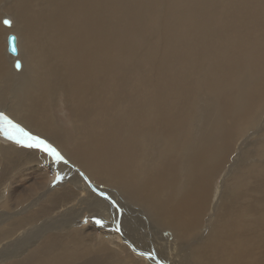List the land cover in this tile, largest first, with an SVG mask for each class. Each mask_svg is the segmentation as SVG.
<instances>
[{"label": "bare ground", "instance_id": "6f19581e", "mask_svg": "<svg viewBox=\"0 0 264 264\" xmlns=\"http://www.w3.org/2000/svg\"><path fill=\"white\" fill-rule=\"evenodd\" d=\"M0 14V112L67 159L21 149L0 118L3 262L264 264V0H0ZM14 167L29 178L16 200Z\"/></svg>", "mask_w": 264, "mask_h": 264}, {"label": "rangeland", "instance_id": "374dc122", "mask_svg": "<svg viewBox=\"0 0 264 264\" xmlns=\"http://www.w3.org/2000/svg\"><path fill=\"white\" fill-rule=\"evenodd\" d=\"M1 15V17H2V14H0ZM15 34V33H14ZM6 39V38H5ZM4 46H5V48H4V50L6 49V43L4 44ZM22 61V60H21ZM126 67H128L127 65H125ZM140 72L141 73H143V70H140ZM142 75H140V77H141ZM139 79V76L137 77V80ZM137 82H139V81H137ZM199 103H201V102H199ZM62 105L60 104H58L57 106H56V108H55V113L57 114H55V116H56V118H57V120H58V122H59V124L62 126V127H64L65 128V130L69 133V132H71V129H70V122H71V115H70V111L68 110V109H66V108H62L61 107ZM2 112H0V114H1ZM65 113H66V115H65ZM69 114V115H68ZM69 117V118H67V117ZM8 120H11V118H9ZM13 121V120H12ZM16 122V121H15ZM21 126H22V124H21ZM23 128H25L24 126H23ZM11 128H9V132L12 134V135H18L19 134V136H17V137H20L21 136V134L18 132V131H16L15 129H11ZM26 129V128H25ZM28 131V130H27ZM14 132V133H13ZM17 132H18V134H17ZM29 132V131H28ZM31 135H33V136H36L35 134H33V133H31V132H29ZM45 140V139H44ZM11 145H13V143H11V142H9ZM48 143H50L52 146H54L56 149H57V147L52 143V142H48ZM21 149H26L27 150V147H25V146H21L20 147ZM59 152H60V150L59 149H57ZM44 153L46 154V156H48L51 160H53V161H55V162H57V163H59L54 157H52V156H50L47 152H45L44 151ZM62 155V154H61ZM63 156V155H62ZM63 158H65L64 156H63ZM66 159V158H65ZM67 160V159H66ZM69 161V160H68ZM70 162V161H69ZM42 166L44 167L45 165L44 164H42ZM18 171V172H21V170H22V168L21 167H14V168H12L10 171H9V178H13V181L12 182H9L10 184L11 183H15V184H12L13 186V188H15L16 190H17V192L15 193L16 195L15 196H17V197H15V200L17 199V198H19L18 196H22L23 195V193L25 192V188L27 189V187H26V185L25 184H28V182H29V178L28 177H24V178H20V176H17L16 175V173L14 174V172L15 171ZM13 172V173H12ZM12 174H13V176H12ZM85 174V176L87 177V174L86 173H84ZM17 176V179H15V177ZM54 176H55V174H54V172L52 173V171H51V173H50V176H49V178H48V180H47V182H46V184L48 183V182H50L51 181V183H52V181L55 179L54 178ZM15 179V180H14ZM25 179V180H24ZM24 180V181H23ZM38 180V179H37ZM94 183V182H93ZM22 185V186H21ZM23 185H25V186H23ZM23 187V188H21V187ZM28 186V185H27ZM22 189V190H21ZM21 191V192H20ZM21 194V195H20ZM114 196V195H113ZM115 198V197H114ZM116 199V198H115ZM105 202H108L107 200H104ZM118 209V208H117ZM118 213H119V215H118V217H116L115 216V214H114V211H110V214L112 215V216H114V217H116L117 219H119L120 218V211L118 210ZM131 215V214H130ZM144 216H140V215H138V214H135V215H133V218H134V220H139L140 221V224H137V226H142L143 228H144V230H146V231H148L149 233H150V235H149V237H154L155 238V240L159 243V244H161L160 246H159V249H161L160 251H159V253H160V255H161V257L164 255V253H163V250L165 249V248H167V246H166V242L164 241V237H162V233L161 232H158V231H156L152 226H151V228L153 229V230H149V229H147V227H146V225H147V221H145V219L143 218ZM146 218V217H145ZM121 224H122V229H123V227H124V224H125V230H123V232H124V234L126 235L125 237H126V239L127 240H129L130 242H133V241H131L132 240V237H133V235L131 234V230H132V228L134 229L135 227H136V225H134V227H133V223H131V222H129V224H128V221H130V219L127 217V212H124V214L123 213H121ZM113 225V227L115 228V230L117 231V229H116V226L114 225V224H112ZM131 227H130V226ZM96 226V225H95ZM104 225L102 224V227H103ZM96 228H99V227H97L96 226ZM102 230H106L105 228H102ZM100 231H101V229H99V231L98 232H96V231H94V235L95 236H97V237H99L100 235H101V233H100ZM136 232V234H138L137 233V231H135ZM157 232V233H156ZM117 234H115V235H117V239L119 240V242L121 243V245H126V246H128L129 247V245H128V241L127 240H123L122 239V235H121V233L120 232H116ZM94 236V237H95ZM97 240H95L94 241V244H97ZM111 244V246L113 245L112 244V242L110 243ZM136 246V248H139L138 247V245H135ZM146 246H148V243H147V245ZM145 246V247H146ZM162 246H163V248H162ZM117 247V246H116ZM3 249H5V247H3L2 245H0V250H3ZM131 249V248H130ZM142 250V249H141ZM132 253H134L135 255L137 254V252L134 250V249H131L130 250ZM157 251V250H156ZM1 256H3L2 254H0ZM122 255H123V257H122ZM149 255H152V251H151V253L149 254ZM126 256H128V253L125 251L124 253H121L120 255H119V257L120 258H122V259H124ZM135 258H139V257H135ZM163 258V257H162ZM1 259H3L2 257H0V264H9L8 262L9 261H6V262H3ZM163 259H165V258H163ZM162 259V260H163Z\"/></svg>", "mask_w": 264, "mask_h": 264}, {"label": "snow or ice", "instance_id": "6c2138e0", "mask_svg": "<svg viewBox=\"0 0 264 264\" xmlns=\"http://www.w3.org/2000/svg\"><path fill=\"white\" fill-rule=\"evenodd\" d=\"M4 24L6 25H11L12 21L11 20H4ZM0 118H3L10 124L13 128H15L20 134V137H13V136H8L9 139L14 140L18 144H23L25 147L28 148H39L45 152H47L50 156H53L56 160H63V156L57 151L56 148H54L51 144H48L45 140L40 139L37 136L31 135L29 132H26L23 128H21L17 124H13L11 120H8L6 116H3L0 114ZM7 135V132L5 133ZM97 223H100L98 220Z\"/></svg>", "mask_w": 264, "mask_h": 264}, {"label": "water", "instance_id": "95a60500", "mask_svg": "<svg viewBox=\"0 0 264 264\" xmlns=\"http://www.w3.org/2000/svg\"><path fill=\"white\" fill-rule=\"evenodd\" d=\"M4 20H6V19H4ZM8 20H10V19H8ZM3 25L5 26V27H8V28H10L11 27V25L9 26V25H6V24H4V21H3ZM7 52L9 53V55H12V56H14V57H17L18 56V54H19V50H18V47H17V37L15 36V35H13V34H10L8 37H7ZM21 68H22V65H21V62L20 61H15V69L17 70V71H20L21 70ZM13 123V122H12ZM13 124H16V123H13ZM2 125H4V126H9V128H11V129H15V128H13L10 124H8V122L7 123H3ZM17 125H19V124H17ZM21 128H23L21 125H19ZM26 132H28L27 131V129H25V128H23ZM16 130V129H15ZM17 131V130H16ZM54 147V146H53ZM55 148V147H54Z\"/></svg>", "mask_w": 264, "mask_h": 264}]
</instances>
